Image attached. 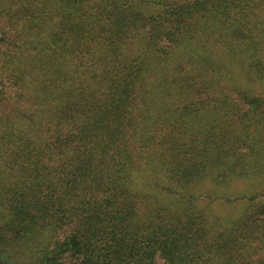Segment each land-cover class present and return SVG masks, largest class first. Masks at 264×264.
Masks as SVG:
<instances>
[{
  "label": "trees",
  "instance_id": "trees-1",
  "mask_svg": "<svg viewBox=\"0 0 264 264\" xmlns=\"http://www.w3.org/2000/svg\"><path fill=\"white\" fill-rule=\"evenodd\" d=\"M0 264H264V0H0Z\"/></svg>",
  "mask_w": 264,
  "mask_h": 264
}]
</instances>
